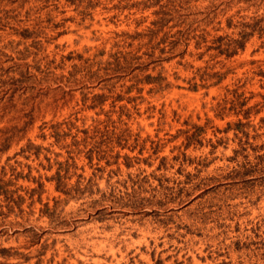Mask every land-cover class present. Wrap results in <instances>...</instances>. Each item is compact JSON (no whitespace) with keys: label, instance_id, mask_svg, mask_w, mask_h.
<instances>
[{"label":"rangeland","instance_id":"rangeland-1","mask_svg":"<svg viewBox=\"0 0 264 264\" xmlns=\"http://www.w3.org/2000/svg\"><path fill=\"white\" fill-rule=\"evenodd\" d=\"M157 1L170 19L163 30L189 23L206 40L149 67H162L167 91L148 95L145 86L143 101L110 107L115 95L127 96L128 75L89 84L66 77L76 60L53 68L68 54L127 51V43L145 49V37L128 34L151 27ZM0 15L8 20L0 24V179L25 198L23 212L0 223V248L29 256H0V264H264V0H0ZM258 19L261 34L243 50L228 58L204 50L211 37H235ZM24 28L34 36L23 39ZM25 46L26 58L17 59L11 49ZM203 66L223 79L187 90ZM93 94L105 95L101 108L86 107ZM77 149L65 182L90 179V194L64 201L46 178L54 159ZM31 178L43 186L29 206ZM54 200L55 215L40 214ZM0 205L6 212L2 196ZM28 226L39 235L33 245L21 231Z\"/></svg>","mask_w":264,"mask_h":264},{"label":"trees","instance_id":"trees-1","mask_svg":"<svg viewBox=\"0 0 264 264\" xmlns=\"http://www.w3.org/2000/svg\"><path fill=\"white\" fill-rule=\"evenodd\" d=\"M75 1L77 3L82 2V0H70L71 3H74ZM158 2L159 1H157V3H154L158 7L156 10L153 11L155 15L156 13L158 14V18L150 21L151 27H147L144 32L139 31L133 34H128L131 39H134L136 37L139 38L138 41L142 40V37H145L147 45L145 49H138V51L133 50L131 49L133 45H131V43H127V51L114 49L113 51L105 53L103 50H98L96 52H93L90 56L86 57H82L81 54H76L75 57L70 56V54H68L62 56L53 68L62 69L65 65V60H76L68 65V69L66 70V77L70 76L71 78H74L75 81L80 80L82 81L80 83L89 84L108 82L112 79H119L122 76L128 75L130 84L127 85L124 91L127 96L123 97V95L121 94L115 95L112 98V103L110 107H114L115 102L121 100H125L126 102H131L133 100L143 101L144 98L142 96V92L145 86L147 87L145 93L148 95L161 94L164 91H167L168 89H170L172 84L167 80L166 76L163 74L162 67L160 66V69L155 71L154 73L147 71L149 67L151 71H153L156 65L161 64V61H168L177 56L181 59L182 56L185 54L186 47L188 46L190 41L193 42V47L195 49H198L200 48V44L205 43L206 40L204 36L201 37L199 35L191 33L192 31L189 28V23H182V25H179V29H177L175 32L163 30L165 27H171V25H167L170 19H168V17L164 15V13L160 12V10H162V8L164 7L163 5L159 6ZM259 21H262V19L253 20V22L251 23H244L242 25L244 29L238 30L236 32L235 37H229L226 35H217L211 37L209 40V44H206L204 46V50H214L216 55H222L224 58H228L234 55L237 50H243L246 39L252 36L255 30H257L258 33L261 34L262 25L259 24ZM2 23L7 24L8 20L3 15H0V24ZM226 26L228 28L232 26L230 20L226 21ZM24 32L25 33L21 34V37L23 39H27L34 36L32 35L31 30H29L28 28H24ZM142 44H139L138 46L141 48L143 47ZM178 46H180L179 49H177ZM27 50L28 49L26 46L23 48V50L11 49V51L18 55L16 57L17 59L26 58L28 53ZM104 54H106V57L102 59V56ZM197 55V58L200 59V53ZM7 58L12 59V57L10 56H7ZM183 67L184 69L186 68L185 65H183ZM209 70L210 69L207 68V66L194 68L192 76L186 80V89L191 91H197L198 88L207 89L209 86L217 85L223 79L224 72ZM25 74H29L28 70L25 72ZM75 76H79L78 78L80 79H76ZM174 78L177 79V77ZM132 92L134 94L130 95V93ZM84 99L87 98L84 97ZM105 100V95L93 94L89 98L90 103L87 104L86 107L89 109H94L96 107L101 108ZM124 105L125 104L119 105L118 108L122 109L123 107H125ZM133 107H135V104L133 105ZM244 118L247 119L246 115L244 116ZM261 121L264 122V119H261ZM246 122L248 123V120ZM57 124L52 125L51 127L55 129L58 127ZM235 124L237 126H241L244 123L237 120ZM56 135L57 134H55L54 136V141L58 142L59 139L58 137H56ZM190 142L191 141L187 139L185 146H188ZM86 151L89 152V155L86 154V158L90 163L92 156L91 149L89 148ZM80 152L81 151L78 149L75 151H66V156L62 161L54 159L56 165L55 172L50 177L46 178V180L54 182L55 191H58L65 196L64 201L68 199H77L85 194H90V190L87 189V187L85 186L88 185L90 179L87 180L84 186H81L79 180H76L75 183L69 187H67L65 182L67 167L69 165L74 164L75 155ZM37 156L38 153L35 152L34 157L37 158ZM117 156L118 155H116V157ZM124 158L127 159V156L124 155ZM45 159L49 161L47 157H45ZM124 165L127 166V163H124ZM50 166L51 165L48 164L47 167L49 168ZM30 180L36 183L37 186L36 188H30V190L28 191L27 195L30 199V203L28 204L29 206L32 205V203L34 202V200L32 199L33 194H37L36 199L38 202L40 201L39 196L42 192L43 186V184L38 179L35 180L34 178H31ZM1 181L2 180L0 179V196L3 197L6 212H3L0 209V223L2 222V220L5 219L8 213H12L13 215H19L20 213H22L23 209L21 208V204L24 202L25 199L24 196L20 194H16L14 196L13 193L15 192L6 188V186L9 184L7 182L3 183ZM59 203V200H54L53 206L51 208L47 206V203H43L44 208L39 210L40 214H46V216L48 217L54 216L56 213L55 211L57 208V204ZM1 207L2 206L0 205V208ZM18 231L20 230H14L12 232L15 233ZM21 231L32 233L29 245H33L36 243L37 237H39V235L33 230L32 227H22ZM2 233L3 230L0 229V234ZM14 255H19L23 260L29 259L28 255L17 253L15 250H12L11 247L0 248L1 257H10ZM34 264H41V261L37 260Z\"/></svg>","mask_w":264,"mask_h":264}]
</instances>
